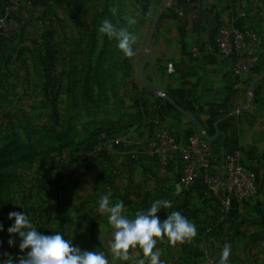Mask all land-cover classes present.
Masks as SVG:
<instances>
[{"label":"rangeland","instance_id":"374dc122","mask_svg":"<svg viewBox=\"0 0 264 264\" xmlns=\"http://www.w3.org/2000/svg\"><path fill=\"white\" fill-rule=\"evenodd\" d=\"M169 6V0H0V253L21 254L19 240L7 243L8 214L15 211L46 235L61 232L83 251H104L110 264H131L109 251L112 229L97 211L108 192L130 218L155 199H169L161 220L178 210L197 225L191 241L157 243L161 264L218 261L225 243L234 246L241 220L264 224L257 204L233 202L225 210L216 201L197 207L189 196L174 199L179 176L140 153L155 136L148 124L162 99L140 81L139 70ZM127 16L137 23L128 25ZM105 18L137 35L134 57L98 31ZM135 150L139 157L132 158ZM130 255L137 260L142 252Z\"/></svg>","mask_w":264,"mask_h":264},{"label":"crops","instance_id":"0c3cea01","mask_svg":"<svg viewBox=\"0 0 264 264\" xmlns=\"http://www.w3.org/2000/svg\"><path fill=\"white\" fill-rule=\"evenodd\" d=\"M169 1V10L161 15L152 39L144 74L150 70L149 86L170 98L195 122L161 98L153 105L157 115L148 124L151 127L148 134L167 130L184 139L192 134L202 136L201 132L212 137L218 132L216 140L209 142L217 169L222 171L228 157L253 166L258 191L245 202L264 207V0ZM221 26L247 28L258 38V61L249 73L233 76L228 59L215 50L213 40ZM194 46L201 49L200 55L189 52ZM143 146L140 153L145 162L164 164L166 173L175 172L180 177L182 164L178 159L165 164L146 153ZM135 153L132 158L139 157L136 150ZM204 174L207 173L202 171L196 184L189 188L181 187L177 181L173 198L182 201L190 197L197 207L211 201L221 205L222 184L209 191ZM245 220L231 247L229 264L231 260L232 264H264V224L256 217ZM216 253L217 249L213 254Z\"/></svg>","mask_w":264,"mask_h":264},{"label":"clouds","instance_id":"9594fccd","mask_svg":"<svg viewBox=\"0 0 264 264\" xmlns=\"http://www.w3.org/2000/svg\"><path fill=\"white\" fill-rule=\"evenodd\" d=\"M115 13V9L111 10ZM128 25H135L133 16L125 17ZM98 31L108 39H114L117 48L126 56L134 57V45L137 35L126 27H118L110 19L101 21ZM172 207L169 199H155L147 210H138L133 217L124 211L123 201L113 202L111 192L103 194L97 205V211L107 216L112 229L109 251L112 259L131 264H161V251L157 243L166 238L170 243H185L196 237L197 225L187 219L181 211L167 213L161 220L158 213ZM8 220L13 223L7 228L11 248L19 240V253L13 256L0 253V264H110L104 251H83L66 239L61 232L46 235L38 231L31 218L24 212H9ZM4 227L0 224V232ZM139 249L142 257L132 260L130 250ZM232 255L230 244L225 243L218 264H229Z\"/></svg>","mask_w":264,"mask_h":264},{"label":"built area","instance_id":"2783aa9c","mask_svg":"<svg viewBox=\"0 0 264 264\" xmlns=\"http://www.w3.org/2000/svg\"><path fill=\"white\" fill-rule=\"evenodd\" d=\"M213 42L218 54L230 62L233 76L245 75L255 68L259 41L251 30L221 26L217 28ZM190 52L195 56L202 53L197 46L192 47ZM114 144L118 145L119 142L115 141ZM143 148L165 164L178 159L182 164L178 182L183 188L195 185L202 171L207 173L204 174V184L209 191L222 184L221 206L225 210L233 202H245L257 194L255 168L228 157L220 172L212 158L210 143L198 134L179 139L172 132L161 130L146 141Z\"/></svg>","mask_w":264,"mask_h":264},{"label":"water","instance_id":"95a60500","mask_svg":"<svg viewBox=\"0 0 264 264\" xmlns=\"http://www.w3.org/2000/svg\"><path fill=\"white\" fill-rule=\"evenodd\" d=\"M149 44H150V37H149V39H148V46H149ZM148 58H149V50H147L146 52H145V54H144V59H143V61H142V64H141V67H140V70H139V79H140V81L144 84V85H146V86H149V84L145 81V79H144V68H145V65H146V63H147V61H148ZM158 95L162 98V99H164V100H166L167 102H169V103H171L179 112H181L183 115H185L186 117H188L191 121H193V122H195V120H194V118L191 116V115H189V114H187L184 110H182L181 108H179V107H177V106H175L174 105V103H173V101L170 99V98H168L166 95H164V94H160V93H158ZM201 134H202V137L205 139V140H207L208 142H213L214 140H216V138L218 137V132H216V134L214 135V136H212V137H210V136H208L205 132H201Z\"/></svg>","mask_w":264,"mask_h":264},{"label":"trees","instance_id":"16d2710c","mask_svg":"<svg viewBox=\"0 0 264 264\" xmlns=\"http://www.w3.org/2000/svg\"><path fill=\"white\" fill-rule=\"evenodd\" d=\"M246 221V220H245ZM242 222H244V221H242ZM251 223H254V224H256L255 222H251Z\"/></svg>","mask_w":264,"mask_h":264}]
</instances>
